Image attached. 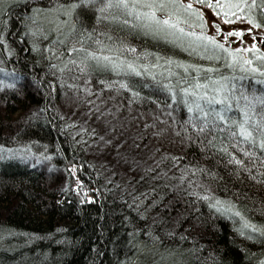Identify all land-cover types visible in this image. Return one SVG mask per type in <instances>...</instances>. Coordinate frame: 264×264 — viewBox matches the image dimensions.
I'll list each match as a JSON object with an SVG mask.
<instances>
[{
    "label": "trees",
    "instance_id": "trees-1",
    "mask_svg": "<svg viewBox=\"0 0 264 264\" xmlns=\"http://www.w3.org/2000/svg\"><path fill=\"white\" fill-rule=\"evenodd\" d=\"M85 1L19 0L0 14V232L12 235L0 264H132L143 251L179 264H263L264 107L249 110L248 140L225 121L264 102L263 81L232 87L229 109L208 99L185 104L178 91L186 84H165L135 65L164 60L162 44L95 23L87 10L81 26L119 47L136 70L75 69L56 50L68 36L88 47L93 40L70 32L55 41L32 15ZM77 51V59L86 53ZM198 104L226 124L199 131Z\"/></svg>",
    "mask_w": 264,
    "mask_h": 264
},
{
    "label": "rangeland",
    "instance_id": "rangeland-1",
    "mask_svg": "<svg viewBox=\"0 0 264 264\" xmlns=\"http://www.w3.org/2000/svg\"><path fill=\"white\" fill-rule=\"evenodd\" d=\"M18 1L0 0V14L7 5ZM241 2L243 7L239 6ZM106 3L111 6L105 7ZM81 4L82 7L75 4L72 6L49 3L47 5L50 6H43L46 8L34 9L35 14L32 15V20L43 25L42 31L51 34L53 40L62 43L68 40L64 48L58 47L56 50L57 57L61 59L67 55L61 62L67 64L69 61L75 69L86 65L95 71H109L116 76L120 73L113 72H119V69L125 72L136 70V66L123 61L122 56L119 59L117 53L119 47L109 44L107 39L100 36L101 34L81 26V20L78 18L85 10L87 16L89 11L100 9L101 12L104 11V15L99 17L95 12V23L107 20L115 28L130 30L138 37L151 38L155 43L162 44L165 50V56L162 55L164 60L158 62L157 56L150 60L144 58L143 63L140 61V64L135 65L143 67L151 78L163 79L165 84L180 86L186 84L185 89L190 90V94L193 95L190 98L194 97L193 100H189L192 103L207 99L224 100L226 108L229 109L231 108L230 103L228 104L229 92L238 83H245L241 80L254 79L253 85L263 81L264 86V22L260 16H264V0H164L163 4L161 0H124L123 4L120 0H88ZM105 8L112 14H107ZM152 14L161 20L168 17L169 23L158 24ZM249 17L260 26L254 27L249 23ZM73 22L75 26L71 27ZM95 27L98 28L99 25ZM235 31H239L241 35L237 37L233 34ZM70 32L73 36L76 32H83L85 38L93 42L88 47L75 40L71 41L70 36L64 39L63 37ZM208 36L216 43L205 39ZM253 44L256 45L255 49L251 47ZM245 48L248 51H243ZM236 49L241 51L236 52ZM77 50H84L86 53L83 52L85 54L77 59V55L80 54ZM143 70L141 68L136 72L142 75L141 72H146ZM213 72H218L221 76L217 79L202 80L208 73ZM251 85L249 84V87ZM180 99L185 104L188 101L182 97ZM87 199L91 197L88 196ZM9 237L12 235L8 231L0 232V247H4L0 249H12L3 246ZM138 256L132 264H179L173 256L156 252L143 251ZM262 261L264 264V259Z\"/></svg>",
    "mask_w": 264,
    "mask_h": 264
},
{
    "label": "snow or ice",
    "instance_id": "snow-or-ice-1",
    "mask_svg": "<svg viewBox=\"0 0 264 264\" xmlns=\"http://www.w3.org/2000/svg\"><path fill=\"white\" fill-rule=\"evenodd\" d=\"M164 0H161V4H163ZM120 3L123 4L124 0H120ZM111 5L109 3L105 4V7H110ZM240 7H243V3L241 2ZM151 7V6H150ZM190 7V5H189ZM153 18L157 20L158 24H168L169 20L168 17H164L162 20L155 18L154 14ZM249 23L253 24L254 27H259L260 25L256 24L254 20H252L251 17H249ZM182 30V29H181ZM248 31H251L250 29H248ZM234 35H236L237 37H239L241 35V33L239 31H235L233 33ZM205 39L212 41L213 43H216V41L211 37H205ZM220 47H223V45H218ZM253 49H255L256 45L253 44L251 46ZM236 52H240L241 49H236ZM243 51H248L247 48L243 49ZM245 63H251V61H245ZM227 99V98H225ZM245 100H248V97L245 96L244 97ZM217 103H224V100H217ZM257 102L261 103V106L264 107V102H261L259 100V98H257L255 101H251L248 104L244 105L243 107L240 108V119L239 121L236 120H231L230 123H232L233 125H235V127L238 129V134L240 136H242L245 140H248L249 138L252 137L253 133L252 131L249 130V127L247 126L249 124V120H252L253 122L255 121V113H250V109H254L255 108V104ZM209 103H211V101H209ZM230 107V105H229ZM196 109L199 111L200 113V117L203 118L204 120V124L200 127V129H198L199 131H203L204 127L209 124V123H215V121H223L226 119V117L224 115H222L220 112L216 111V110H212L211 112H205L203 109L200 108L199 105H196ZM189 112L193 111V108L189 107L188 108ZM261 119V123L259 125H257L258 128H260L261 130V134L264 135V116L260 117ZM193 128H196V125L193 124L192 125ZM261 146L264 147V140H261Z\"/></svg>",
    "mask_w": 264,
    "mask_h": 264
},
{
    "label": "bare ground",
    "instance_id": "bare-ground-1",
    "mask_svg": "<svg viewBox=\"0 0 264 264\" xmlns=\"http://www.w3.org/2000/svg\"><path fill=\"white\" fill-rule=\"evenodd\" d=\"M77 6H79L78 4H76ZM79 7H81V5L79 6ZM104 10H106L107 11V14H109V13H111V11L108 9V8H105ZM98 13V16L100 17V15H104V11H100V9H95V10H93L92 12H88L89 14L87 15V17L91 20V21H94L95 19H94V17L96 16V13ZM87 14V13H86ZM112 14V13H111ZM114 14V13H113ZM74 23V22H73ZM89 24L90 23H88V26H89ZM75 26V24H73L71 27H74ZM178 91V90H177ZM179 97H182V98H185V99H183V100H186L187 99V96L190 94V91L189 90H184V88H180L179 89ZM177 94V93H176ZM187 103H190L189 102V100L187 101ZM228 124L227 125H230L231 123H230V121H227V120H225ZM225 121L223 120V121H220L221 123H219V125H217V126H215V127H220L221 125H224V124H226L225 123ZM228 130H229V132L230 131H232V127L230 126V127H226Z\"/></svg>",
    "mask_w": 264,
    "mask_h": 264
}]
</instances>
